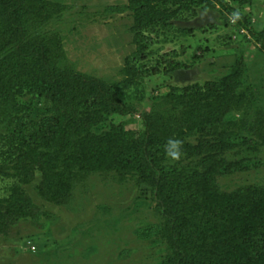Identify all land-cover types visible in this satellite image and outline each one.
<instances>
[{
  "label": "rangeland",
  "instance_id": "rangeland-1",
  "mask_svg": "<svg viewBox=\"0 0 264 264\" xmlns=\"http://www.w3.org/2000/svg\"><path fill=\"white\" fill-rule=\"evenodd\" d=\"M25 1L23 46L41 44L57 73L100 79L133 112L72 82L54 101L38 51L19 55L4 21L13 1L0 0V264H173L141 153L144 115L168 134L151 152L194 246L189 264H264L257 202L238 239L237 219L211 211L264 186V43L232 13L262 31L264 0ZM82 120L95 124L85 132Z\"/></svg>",
  "mask_w": 264,
  "mask_h": 264
},
{
  "label": "trees",
  "instance_id": "trees-1",
  "mask_svg": "<svg viewBox=\"0 0 264 264\" xmlns=\"http://www.w3.org/2000/svg\"><path fill=\"white\" fill-rule=\"evenodd\" d=\"M13 4L8 7L6 13L4 14V21L14 29H17L20 34V41L17 43L16 48L17 51L20 53L19 55H27L30 56L38 51L40 56V61L42 62L43 72H44V88L48 91L52 98L56 102H60L64 100L63 93V85L72 82L73 84H81V85H91L93 86L100 94L103 99V102L107 106L114 107L120 114L127 115L133 112L132 109L128 108L125 104H123L120 100L115 99L112 97L108 87H106L103 82L95 77H89L83 73H71V72H55L49 62L47 61L45 55V49L41 44H34L32 46L27 47V49L23 46V43L26 39L25 29L22 23L18 22L15 18V13L21 11V9L25 6V0H12ZM233 15L238 19L240 23H242L245 27H248L251 34L258 40L264 43V30L256 31L253 28L249 27L243 20L242 16L236 12H232ZM158 68H154V72H157ZM72 93L67 95V98L71 96ZM75 99V97L73 98ZM73 99L69 101L70 104ZM69 116L67 112H62L60 116H57L55 120L63 124L66 117ZM145 127H146V135L144 140L141 143V153L144 157L146 166L148 167L149 171L152 173V192L157 202V212L160 214L162 218H164L166 222V231L170 241V247L175 254V259L173 264H189L190 261V254L194 250L193 248L187 247V241L183 238L179 225L181 214L179 210L175 209L173 205L167 202L166 197L164 196V187L166 184V179L162 176L161 171L157 164L154 162L152 158L151 152V144L155 137L162 135L164 137H168V134L162 126H153V120L150 119L147 115L143 116ZM77 122L80 120L77 119ZM95 124V122H83L81 121V128L85 132H88L89 129ZM93 139L90 141L93 148L97 149L99 138L93 136ZM174 139V138H173ZM88 140V139H87ZM29 153L22 152L21 160H25L26 156ZM237 196H242L245 198V204H239L237 200L235 201ZM241 197V198H242ZM251 200V201H250ZM257 202V211L259 213V220H258V228L256 229V233L259 237V244H260V251L261 259L264 263V186H250L246 190L241 191L238 195H235L232 203L225 202L222 206L213 205L211 211L215 212L219 218V215L227 220V216H231L230 219H234L233 225L228 226L229 228H234V234L238 238L242 237L243 230L249 229L251 223L247 222L246 226H244V221L240 223V219L245 216H249L251 213V206L250 202ZM249 202V203H248ZM218 206V208L216 207ZM27 212H22L17 215H26ZM219 213V214H218ZM236 218V219H235ZM228 225V222H227ZM226 225V226H227ZM241 232V234H239ZM230 235L229 237H226ZM260 235V236H259ZM232 234H225L222 233V237L224 238L222 243L227 245L230 244V240ZM227 238V239H226ZM197 241L199 239L196 238ZM258 243V241H257ZM231 243L230 245H232ZM236 245H232V248L235 249ZM232 252V249H230Z\"/></svg>",
  "mask_w": 264,
  "mask_h": 264
},
{
  "label": "clouds",
  "instance_id": "clouds-1",
  "mask_svg": "<svg viewBox=\"0 0 264 264\" xmlns=\"http://www.w3.org/2000/svg\"><path fill=\"white\" fill-rule=\"evenodd\" d=\"M179 141H169L170 147L168 148V155L173 159H178L180 156V151L176 149V144Z\"/></svg>",
  "mask_w": 264,
  "mask_h": 264
}]
</instances>
